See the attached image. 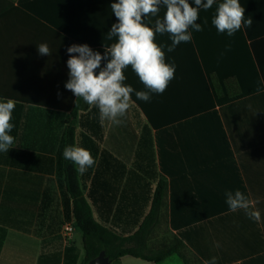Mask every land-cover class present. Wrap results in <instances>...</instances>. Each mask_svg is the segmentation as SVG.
I'll return each mask as SVG.
<instances>
[{"label":"crops","instance_id":"0c3cea01","mask_svg":"<svg viewBox=\"0 0 264 264\" xmlns=\"http://www.w3.org/2000/svg\"><path fill=\"white\" fill-rule=\"evenodd\" d=\"M115 2L0 0V100L16 102L9 133L15 143L0 152V264H83L64 181L69 124L74 146L95 160L83 174L74 164L94 219L119 232L133 225L134 212L145 216L160 162L167 192L146 245H166L176 232L186 242L184 260L123 256L111 264H205L213 257L216 264H264V0H239L253 23L231 37L212 24L223 0L199 11L203 30L189 29L192 40L174 51H167L170 35L157 33L166 62L175 65L174 79L145 102L135 91L147 89L128 66L124 83L142 110L133 103L119 126L65 88L69 46L87 44L103 55L116 41L107 39L118 22ZM165 11L161 5L145 23L154 29ZM41 43L50 56L38 53ZM236 190L254 202L260 222L229 210L225 192ZM65 223L73 225L69 237L62 234Z\"/></svg>","mask_w":264,"mask_h":264},{"label":"clouds","instance_id":"9594fccd","mask_svg":"<svg viewBox=\"0 0 264 264\" xmlns=\"http://www.w3.org/2000/svg\"><path fill=\"white\" fill-rule=\"evenodd\" d=\"M195 7L189 0H117L110 5L117 23L112 24L107 39L116 41L105 47V53L93 51L89 45L73 44L67 48L69 79L65 88L73 95L98 109L102 121L121 125L133 105L131 94L135 91L125 84V69L131 66L144 85L146 91H135L137 99L150 101L151 94H163L171 80L174 79L175 65L166 62L165 52L156 42V34H169L172 41L168 52L175 50L180 43L192 40V33L203 30L197 23L201 9H211L214 0H194ZM166 9L162 19L156 18L154 29L145 23L151 15L157 17L160 7ZM206 24L207 21L205 20ZM253 20H245V9L239 0H223L219 3L212 24L218 33L233 36L242 27H251ZM38 53L50 56L51 51L46 43L37 45ZM102 61H107L101 67ZM98 70V72H97ZM76 99V100H77ZM16 102L13 99L0 100V152H8L15 143L10 135L14 128L11 122ZM63 157L78 166L81 174L95 164L90 151L79 146H66ZM229 210H244L252 220L260 222V211L255 209L254 202L239 190L225 192ZM219 246V245H217ZM205 264H216V257Z\"/></svg>","mask_w":264,"mask_h":264},{"label":"trees","instance_id":"16d2710c","mask_svg":"<svg viewBox=\"0 0 264 264\" xmlns=\"http://www.w3.org/2000/svg\"><path fill=\"white\" fill-rule=\"evenodd\" d=\"M103 66H105V61H102L101 67ZM131 99L142 110L140 102L132 94ZM226 100L228 99L226 98ZM222 101H224L223 97H217V102ZM75 111L70 115L72 119L76 117ZM146 115L145 113V117H147L148 123H150V119ZM74 138L75 128L72 124H69L66 128L64 148L66 146H74ZM63 159L66 192L72 204L74 223L82 235L84 249L83 264L97 257L101 251L105 253V256L111 263L116 262L123 256L150 262L161 261L172 254H176L183 259L181 251L185 247L186 242H184V238L180 232L174 234L171 242L156 249H151L146 245L152 230L159 221L161 206L167 192V181L160 167V162L159 171L161 176L158 178L157 185L150 199L149 211L145 216H142L141 213L137 214V212H134L133 225L123 227L118 232L112 226H106L94 219L91 206L82 195L74 163L64 157ZM143 186L149 192V184L147 183ZM149 197L148 195L147 199Z\"/></svg>","mask_w":264,"mask_h":264},{"label":"water","instance_id":"95a60500","mask_svg":"<svg viewBox=\"0 0 264 264\" xmlns=\"http://www.w3.org/2000/svg\"><path fill=\"white\" fill-rule=\"evenodd\" d=\"M85 264H111L108 258L105 256V253L101 251L97 257L91 259Z\"/></svg>","mask_w":264,"mask_h":264},{"label":"built area","instance_id":"2783aa9c","mask_svg":"<svg viewBox=\"0 0 264 264\" xmlns=\"http://www.w3.org/2000/svg\"><path fill=\"white\" fill-rule=\"evenodd\" d=\"M73 230V225L71 223H65L62 227V234L64 237H69Z\"/></svg>","mask_w":264,"mask_h":264}]
</instances>
